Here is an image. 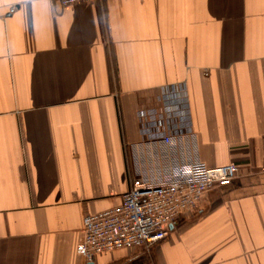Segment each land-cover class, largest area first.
I'll list each match as a JSON object with an SVG mask.
<instances>
[{
  "label": "crops",
  "instance_id": "obj_1",
  "mask_svg": "<svg viewBox=\"0 0 264 264\" xmlns=\"http://www.w3.org/2000/svg\"><path fill=\"white\" fill-rule=\"evenodd\" d=\"M183 91L200 161L239 174L92 264H264V0H0V264H87L82 219L128 190L137 113Z\"/></svg>",
  "mask_w": 264,
  "mask_h": 264
},
{
  "label": "built area",
  "instance_id": "obj_2",
  "mask_svg": "<svg viewBox=\"0 0 264 264\" xmlns=\"http://www.w3.org/2000/svg\"><path fill=\"white\" fill-rule=\"evenodd\" d=\"M51 1L65 8L97 0ZM160 103L158 110L137 113L135 174L121 203L82 219L77 253L85 263L103 252L164 240L180 214L195 210L205 194L240 172L233 163L208 167L200 161L186 92L164 94Z\"/></svg>",
  "mask_w": 264,
  "mask_h": 264
},
{
  "label": "water",
  "instance_id": "obj_3",
  "mask_svg": "<svg viewBox=\"0 0 264 264\" xmlns=\"http://www.w3.org/2000/svg\"><path fill=\"white\" fill-rule=\"evenodd\" d=\"M87 264H92V262H88Z\"/></svg>",
  "mask_w": 264,
  "mask_h": 264
}]
</instances>
